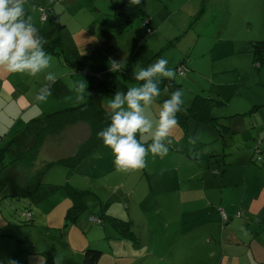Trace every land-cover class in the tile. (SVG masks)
<instances>
[{"label": "rangeland", "instance_id": "1", "mask_svg": "<svg viewBox=\"0 0 264 264\" xmlns=\"http://www.w3.org/2000/svg\"><path fill=\"white\" fill-rule=\"evenodd\" d=\"M122 4L128 6V0H23L27 17L39 29L40 36L52 31L44 48L51 46L54 52H59L51 57L50 66L45 70L59 76L68 92L59 96L61 102L65 101L58 109L91 101L108 109L117 91L125 93L142 83L132 79L134 68H147L163 58L176 76L171 82L165 79L159 85L161 95L145 109V115L155 124L163 101L180 89L183 91V106H188L196 94L215 99L210 105L211 114L224 117L221 123L227 128L217 121L198 124L192 117H185L184 110L178 112V126L169 138L171 144L164 158L149 153L143 169L128 173L116 170L112 150L101 140L90 159L68 174L64 165L54 162L77 151L89 136L88 125L79 121L49 134L34 165L29 168L19 166L13 171L18 182L40 173L41 181L48 184L47 191L42 196L11 195L0 183V223L8 227L5 237L2 236L5 231H0V264H7L8 259L16 260L18 264H28V261L39 264L40 258H45L36 254L35 250L40 249L52 251L60 264H83V252L76 254L73 250L85 245L87 240L92 241L102 231L101 226L89 219V215L99 212V204L108 203L106 207L116 209L125 222L131 221L124 207V193L129 188L138 195L140 203L146 197L144 208L140 207L146 210L145 203L149 209L152 205L146 216L152 214L156 202L151 204L146 193H155L159 197L168 191H179L178 173L187 174L189 170L180 168L177 173L174 168L175 164L183 163H189L188 167L195 171L201 164V167L203 164L208 167L205 192L212 198H217L220 193L211 182L219 181L218 174L226 164L222 194L236 207L225 210L228 221L224 226L220 214H212L216 221H210L214 224L212 229L209 227L202 234L204 237L217 231L218 242L220 227L226 229L223 234L224 257L219 260L215 257L213 264L217 261L231 264L229 260L235 264H264L263 260H255L260 253L264 254V229L254 231L258 226L257 219H245V215L264 213V191L259 183L264 171V133H257L264 126V0H142L139 7L146 12L148 21L137 17L128 27L123 26V17L118 14ZM42 13L46 15L45 22L41 20ZM56 15L62 24L59 28L50 23ZM112 61L119 62V67L112 70ZM81 82L86 83V91L91 95L77 102L75 89ZM165 87H168L167 92ZM255 104L260 107L251 110ZM7 115V111L1 113L0 123L7 122ZM192 137L196 138L194 144L189 143ZM2 138L3 134L0 140ZM137 139L145 146L151 143V137L147 135L141 137L138 133ZM192 148L207 151L206 158L196 156ZM243 155L250 159L248 165L236 161ZM48 162L54 164L47 168ZM203 170L204 167L200 168L196 174L201 175ZM162 172H165L164 177ZM65 182L92 192L85 198L88 207L67 226L64 225V214L69 205L60 211L56 208L61 197L69 202L63 188ZM19 183L16 185L29 188L27 182ZM255 194L257 200H254ZM177 196L174 194L172 201L167 199L163 208L176 209L179 206L175 202ZM35 198H39L37 202L44 213L37 209ZM157 202L162 204L161 200ZM137 205L133 217L138 221L143 218V211H139ZM236 209L239 212L235 214ZM28 213L33 215L35 222L40 220V233V227L25 220ZM45 219L52 225L46 231L43 228ZM9 221L16 225L9 224ZM139 228L133 227L131 231L138 233ZM33 235L37 237L31 240ZM27 240L30 245L25 246ZM100 242L103 241L98 240L93 246L89 243L87 247L103 251L98 264H123L119 263L120 259L114 261L109 250L104 253L99 248ZM179 248L170 260L167 257L164 261L152 263L144 258L134 264H182L186 252L181 246Z\"/></svg>", "mask_w": 264, "mask_h": 264}, {"label": "crops", "instance_id": "2", "mask_svg": "<svg viewBox=\"0 0 264 264\" xmlns=\"http://www.w3.org/2000/svg\"><path fill=\"white\" fill-rule=\"evenodd\" d=\"M40 10L42 11L41 8ZM46 19L43 20L41 14L42 22H45ZM51 21L50 23L56 24L57 27L58 25L60 27L62 26V24L58 22V15L54 16ZM51 32L47 31V33L41 37H43V39L48 42L49 39L48 35ZM54 47L56 46L54 45ZM46 52L50 55V57L55 55L54 53L48 51ZM45 74L46 72L44 71L43 73H38L35 77H33L28 75L27 73H7L0 71V116L1 113L5 111H7L8 113L7 122L6 123L3 122V124L0 123V135L3 134V138L0 140V145L2 143H5L6 145L7 142L11 140L13 137L16 138L19 145H28L33 140L32 138L33 127L26 125V123L29 122L30 119L41 117L47 114L48 113L47 111H50V109L52 108L58 109V107L63 105L62 103H64L65 100L61 102L59 96L68 92L65 90V86L61 83L59 76H56L55 83L51 84V95L47 98L46 101L38 102L35 99L40 88L47 82L44 79ZM36 79H40V80L37 81ZM258 107H260V105L255 104L253 105V108L251 110H254L255 108ZM216 113L218 114L219 112ZM186 115L187 114L185 113L184 116L186 117ZM219 117L221 118V121L222 118H224L222 116ZM2 129H4L3 132H1ZM257 133H264V126L260 130H258ZM81 143L82 142H80V144ZM200 144L204 145L202 143ZM192 149L195 152L196 156L199 157L203 156L206 158L207 151H201V150L198 151L194 148ZM74 152H72L71 154H73ZM71 154L65 156H69ZM246 157L247 155H243L241 159L236 161H241L242 164L248 165L250 159L249 158L247 159ZM162 158H164V156ZM194 159L196 160L198 158H194ZM188 164L189 163L187 164L183 163L180 164L179 166H176L175 164L174 169L177 173L180 171V168H186L189 170L187 174L178 173L179 177L177 183L180 189L179 191L178 190L177 192L168 191L160 194L159 197H157L155 193H149V192L146 193L147 194L146 196L150 200V203L152 201L156 202V206L153 209L152 214L147 213L146 216V211L149 212L152 209V205H151V209H149L148 204L145 203V205H147V209L143 210L141 208L142 206L144 208V202L146 200L145 196L142 198L143 201L140 203V201H138V197H137L138 195L129 191V188L128 191L126 190V192L124 193V199L126 202L124 204V207L126 208L129 216L131 217L130 218L131 219L130 222L132 223L131 228L133 227L139 228V226L141 227L139 228L141 230L140 232L135 233L133 231L134 235L137 237V241L125 237H120L118 233L115 232L113 227L109 225L102 226L95 224L96 226H101L102 231L95 238H93L92 241L87 240L85 245L79 246L78 249L73 250V253L76 254L82 252L84 253V249L87 246H89L88 245L89 243H91L93 246L94 242L96 243L98 242V240H102L103 242L99 243V248L100 249L102 248L104 250V253H107L109 250L110 256L114 258V261L120 259L119 263H123V264H134L137 261H142V259L144 258L148 259L152 263H159L160 261H164L167 257L170 260L171 256L176 252V249H180L179 248L180 246L186 252L184 256L181 255L183 257L182 264H213L212 261L215 257H217L218 260L219 257L223 258L224 257L223 234L226 229H222L220 227L219 229L220 241L218 242H217L218 239L217 231H214L213 234L205 235L204 237H202V234L205 231L209 230V227L210 229H212L214 224H212L210 221H216L212 219L213 217L212 214L218 212L217 211L218 206H221L224 212L225 210L228 211L234 210V208L236 207L235 204H233V202L225 199L222 194L223 192L222 187L224 185V174H225L224 166H226V164H223L221 173L218 174L220 178L219 179L220 182L218 180L211 182L213 188L219 189L218 192L220 193V196H218L217 198L206 196V192H205V189L207 188L206 179H209L208 167H205V165L203 164L202 167H204V170L202 171V174L199 175L196 173L199 171L200 168H202L201 167L202 164L198 167L196 171L194 170V168L193 169L189 168ZM206 165H208V163H206ZM16 169H18V167L16 166L8 167L3 170L4 174L0 176V183L5 182L8 184L7 187L5 188L3 186L4 190L6 191L12 190V193L18 190L17 186H15L16 184H18L19 182H28V179L27 180L24 179L23 181L19 180L18 182V179L15 177L13 173V171ZM162 173L164 177L165 172ZM147 176L149 177L148 174ZM147 180L150 188H152L151 180L149 178ZM158 182H159V178L157 179V183ZM157 183L155 182L156 186ZM259 183H262L261 189L262 191H264V171H263L262 180L259 181ZM238 184L239 183L237 182V185ZM20 193L25 194L26 193L25 189L23 192ZM176 193L178 194V196L175 198V202L179 206L176 209L174 208L168 210L164 209L163 203L166 202L167 199H169V201H172L174 199L173 195ZM42 194L35 196H42ZM65 194H66V198H69L67 193ZM39 198H35V202L37 203V209L42 210V208H40L41 206L37 202ZM158 200H161L162 204H158L157 202ZM254 200H257L256 194ZM101 202L103 201H100V203ZM262 202H264V200ZM262 202L260 204H262ZM214 204H216L215 207ZM67 205L69 206L71 205V200L69 199L68 202L67 199L64 200L61 197L59 203L56 204V208L59 209L60 211V209H62L64 206L66 207ZM101 205L102 204H99V206ZM135 205H137L136 208L139 211H143L142 212L143 218L139 219L138 221L135 217H133L135 213L134 211ZM250 205L255 207L254 204H250ZM117 206L118 208H120L119 204ZM68 207H66V209ZM110 208L111 207H106L107 213L114 215L123 220L119 212L115 211L116 209H110ZM42 212L44 213L43 210ZM236 212H239V210L236 209L235 214ZM154 213L155 216H152ZM89 216L91 217V215ZM255 218L257 219L258 226H255L254 231L259 232V230L264 229V213L260 211V213H256L253 215H245V219H248L249 221H252ZM46 221L47 219H45V222ZM33 222H34L33 226L40 227L39 230L40 233L42 230V224H40V220L38 222H35V218H34ZM46 223L43 226L44 231H46L47 228L52 227V225ZM9 224L16 225L12 221H9ZM245 224L247 225L248 223ZM89 227L92 228L91 225H89ZM1 230L5 231L2 234V236L5 237L6 233H8V227H5L2 225V223H0V231ZM143 232H146V234L143 235ZM61 234L63 235L62 230H61ZM35 237L37 236L33 235V237L30 239L32 240ZM29 243L30 240H27L25 242V246L30 245ZM69 244L70 242L68 241L67 246H69ZM242 244H244V242ZM116 247H118L119 249H117ZM35 252L36 254L38 253L42 254L44 257L45 255L43 254V252H47L48 255L52 257V259L54 258L52 255V251L50 250L40 249V250H35ZM255 260L257 262L262 260L264 261V254L260 253V257ZM229 261L231 264H235L231 260ZM46 263L48 264L47 261ZM28 264H33V262L28 261ZM217 264L220 263L217 261Z\"/></svg>", "mask_w": 264, "mask_h": 264}, {"label": "clouds", "instance_id": "3", "mask_svg": "<svg viewBox=\"0 0 264 264\" xmlns=\"http://www.w3.org/2000/svg\"><path fill=\"white\" fill-rule=\"evenodd\" d=\"M142 0H128V6H141ZM46 40L39 34V29L27 17L23 0H0V71L7 73H27L35 77L50 66V55L44 50ZM119 67V62L112 61V70ZM176 72L168 67V61L160 58L147 68L136 67L132 79L142 82L139 86L129 88L125 93L117 91L111 98L108 109L111 123L97 133L104 145L112 150L114 165L118 172L128 173L139 171L146 166V156H165L168 151L169 139L178 126L177 113L183 111V91L177 89L159 107L155 121L145 115V109L155 103L161 95L159 85L167 79L171 82ZM44 84L35 99L44 102L51 95V84L56 76L48 72ZM86 83L76 86V100L81 102L91 93L86 91ZM165 92L168 87H165ZM150 136L151 143L147 146L137 139ZM195 137L189 143H195ZM7 264H18L8 259ZM39 264H46V258ZM53 264H60L54 256Z\"/></svg>", "mask_w": 264, "mask_h": 264}, {"label": "trees", "instance_id": "4", "mask_svg": "<svg viewBox=\"0 0 264 264\" xmlns=\"http://www.w3.org/2000/svg\"><path fill=\"white\" fill-rule=\"evenodd\" d=\"M118 14L123 17V26H130L132 22L138 17H141L142 20H147L146 12L142 11L139 6L129 7L125 4L121 5V9L118 11ZM148 21V20H147ZM58 27H60L58 25ZM147 32H150V29H147ZM58 42V37L55 38ZM57 45V43H56ZM55 45V46H56ZM59 46V43H58ZM57 47V46H56ZM45 51L57 54L59 52H54L51 46H48ZM264 53V47L263 51ZM216 101L210 97L203 96L201 94L194 95L188 106H183L187 116L192 117L197 123H219L221 126L227 128L221 123V118L219 116H213L211 114L210 105ZM109 111L102 106L97 105L94 102L80 103L72 107H66L53 112L47 113L41 117H36L30 119L26 125H29L33 130V140L28 145H19L15 137L11 140L0 145V175L4 169L8 167H31L33 162L36 160V156L39 153L41 146L43 145L46 137L55 133L63 127L82 121L89 127V136L87 139L79 146L77 151L69 156H64L56 160L54 163H59L64 165L67 168L68 174L77 170L81 164L88 159H90L91 154L98 149V146L102 139L98 138L97 133L106 128L109 125L111 120ZM54 163H47L46 167H50ZM6 184V185H5ZM4 188L7 187V183H3ZM17 186L18 191L13 192L12 190H7L11 192V195L20 194L25 189L26 196L39 195L47 191V183L41 181V174H35L28 178L27 187L22 188L21 185ZM69 199L71 200V205L66 209L64 220L65 226L71 224L76 220V218L88 207L86 203V196L92 194L89 190H83L75 188L70 185L68 182H65L63 185ZM106 204L100 206L98 213L92 214L91 218H97L99 223L102 226H111L120 237H125L137 241V237L131 231L132 223L130 221H123L122 219L111 215L106 212ZM218 211V210H217ZM219 213V212H218ZM32 214L27 216L25 220L33 221ZM92 221V220H91ZM223 226L228 221L226 219L222 220ZM95 223L94 221H92ZM88 247V246H87ZM85 248L83 257V264H97L99 258L102 254L101 250ZM45 255L46 261L49 264H53V259L48 255L47 252H43Z\"/></svg>", "mask_w": 264, "mask_h": 264}, {"label": "built area", "instance_id": "5", "mask_svg": "<svg viewBox=\"0 0 264 264\" xmlns=\"http://www.w3.org/2000/svg\"><path fill=\"white\" fill-rule=\"evenodd\" d=\"M46 18V15L44 13H42V19L45 20ZM147 20H145L144 22H146ZM219 214H220V217L222 218V220L226 219V214L225 212L223 211V209L221 207H218L217 208ZM30 215V213H28V216ZM92 221H94L95 223H99V220L97 218H91Z\"/></svg>", "mask_w": 264, "mask_h": 264}]
</instances>
